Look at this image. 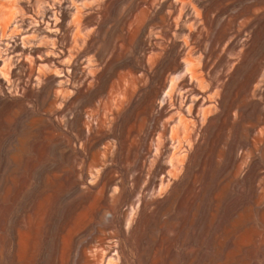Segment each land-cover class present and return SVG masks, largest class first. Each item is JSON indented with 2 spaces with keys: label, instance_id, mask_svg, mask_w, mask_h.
<instances>
[{
  "label": "bare ground",
  "instance_id": "bare-ground-1",
  "mask_svg": "<svg viewBox=\"0 0 264 264\" xmlns=\"http://www.w3.org/2000/svg\"><path fill=\"white\" fill-rule=\"evenodd\" d=\"M195 2L202 9L205 27L211 33L212 58L219 55L216 45L222 48L229 35H236V40L229 45V51H233L238 41L248 34L245 52L224 87L218 102L220 111L205 129L204 142L190 157L184 176L174 184L170 195L164 200L141 204L139 219L130 235L124 233L123 219L113 221L124 242L119 249L123 258L121 264L133 261L132 253H135L133 264H264V193L261 192L264 189V145L256 147V132L264 126V99H261L264 90H257V98H252L254 86L264 73V0ZM127 3L129 0H108L102 31L107 23L116 20L121 7ZM171 4L172 0H166L149 23H160ZM146 5L150 7L151 0H132L128 16ZM225 17L227 19L221 23ZM4 19L0 14V34ZM68 19L65 11L58 25L62 31ZM127 19L120 24H125ZM240 20L248 23L243 31L237 32ZM146 31L147 28L137 41V55L147 48ZM178 48V44L173 45L167 53L154 85L178 63ZM40 51L36 50L33 55ZM226 60L227 55L221 57L220 65ZM121 68L139 70L134 59H128L116 65L112 75ZM110 79L111 76L105 75L103 89ZM53 87L54 80L50 78L40 92L29 89L24 98L12 97L6 83L0 79V88L4 91L0 96V264H94L86 250L100 236L97 223L72 235L71 244L66 243L83 214L99 222L108 207L105 193L104 200L99 201L95 209H89L93 195L83 194L81 182L76 179L73 161L82 158L83 153L73 149L76 141L71 133L84 138L83 118L77 115L69 122L70 131L63 133L54 121L33 124V113L25 104V101L31 102L44 111ZM155 92L156 88H151L140 105H134L121 120L117 131L125 147L128 125ZM94 97L95 94L85 97V103H90ZM237 110L239 119L234 122L233 113ZM65 136L67 139L63 138ZM102 142L98 140L89 149V159ZM239 152H251V160L243 176L238 177L243 160ZM221 157L222 162H219ZM126 159L122 148L117 165L106 170L101 183L107 182L110 189L114 171H120L127 183V172L122 167ZM163 171V168L158 169L150 187L158 183ZM87 179L85 172L84 182ZM142 179V175L137 177L135 191H124L121 209L134 203ZM92 191L94 193L95 189ZM169 232L175 234L169 236Z\"/></svg>",
  "mask_w": 264,
  "mask_h": 264
},
{
  "label": "clouds",
  "instance_id": "clouds-1",
  "mask_svg": "<svg viewBox=\"0 0 264 264\" xmlns=\"http://www.w3.org/2000/svg\"><path fill=\"white\" fill-rule=\"evenodd\" d=\"M165 2L151 0L150 7L146 5L129 17L132 5L129 0L121 7L116 20L107 23L102 31L108 0H0V14L5 17L0 34V79L6 83L9 95L24 98L29 89L38 93L51 78L54 87L44 111L25 101L34 116L32 123L51 124L54 121L63 133H68L69 122L77 115L83 118L84 138L76 132L71 133L76 141L72 144L73 149L83 153L82 158L73 161L76 179L81 182L83 194L93 195L89 209H95L97 203L104 200L105 193L108 207L99 222L89 219L87 213L83 214L66 243L71 244L72 235L97 223L100 236L86 250L94 264H121L123 258L119 249L124 242L113 221L123 219L124 233L130 235L139 219L141 204L164 200L184 176L190 157L204 142L205 129L211 118L220 111L218 102L224 87L245 52L248 34L238 41V47L233 51H229V45L236 40V35H229L222 48L216 45L219 55L212 58L211 33L205 27L203 11L195 0H172L160 23L150 24ZM65 11L69 19L62 31L58 25H61ZM126 17L127 22L121 25L120 21ZM224 19L227 18H222L221 23ZM247 23L240 20L237 32L243 31ZM145 28L147 48L137 55V41ZM50 33L53 34L51 37ZM176 44L179 45L178 63L154 85L160 64ZM36 50L42 51L33 55ZM225 55L227 60L220 65V59ZM128 59H134L139 70L121 68L112 75L116 65ZM105 75L111 79L103 89ZM153 87L156 88L154 96L127 127L125 147L117 131L120 122L134 105H140ZM257 90H264V73L254 86V99ZM93 94L94 99L86 104L84 98ZM3 95V88H0V96ZM233 117L234 122L239 119V110ZM63 138L67 139L66 136ZM256 139L258 149L264 145V126L257 130ZM98 140L103 142L95 147L89 159V149ZM122 148L127 157L122 165L127 172V183L120 171H114V183L109 189L107 182L102 184L101 180L106 170L117 165ZM238 156L243 157L236 174L239 177L243 176L251 160V152H239ZM160 168L164 171L158 183L150 187ZM141 175L143 179L134 203L121 209L124 191H135L137 177ZM261 192L264 193V189ZM174 234L169 232V236ZM132 257L134 261L135 253Z\"/></svg>",
  "mask_w": 264,
  "mask_h": 264
}]
</instances>
